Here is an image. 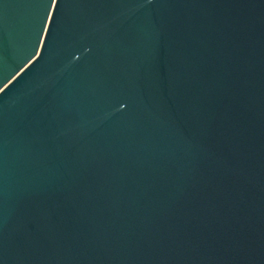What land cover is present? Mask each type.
Wrapping results in <instances>:
<instances>
[{"label":"water","instance_id":"obj_1","mask_svg":"<svg viewBox=\"0 0 264 264\" xmlns=\"http://www.w3.org/2000/svg\"><path fill=\"white\" fill-rule=\"evenodd\" d=\"M0 264H264V0H0Z\"/></svg>","mask_w":264,"mask_h":264}]
</instances>
